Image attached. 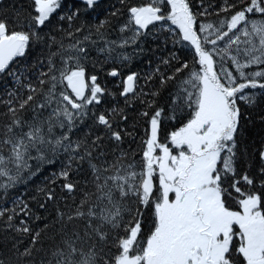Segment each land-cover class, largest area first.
<instances>
[{"label":"snow or ice","instance_id":"1","mask_svg":"<svg viewBox=\"0 0 264 264\" xmlns=\"http://www.w3.org/2000/svg\"><path fill=\"white\" fill-rule=\"evenodd\" d=\"M118 3L91 24L99 0H0V76L15 85L0 97V192L59 164L0 207V264H264V115L258 148L246 123L264 113V0ZM150 41L155 67L125 72ZM109 61L118 93L89 72ZM137 117L139 161L124 147Z\"/></svg>","mask_w":264,"mask_h":264},{"label":"trees","instance_id":"2","mask_svg":"<svg viewBox=\"0 0 264 264\" xmlns=\"http://www.w3.org/2000/svg\"><path fill=\"white\" fill-rule=\"evenodd\" d=\"M9 2H13V0H9ZM67 3L72 4L75 3L78 7H83L80 4V0H66ZM129 3L135 4V3H141L145 2V0H128ZM20 3H25V0H17V7H19ZM197 3H199V0H197ZM223 3V0H204V6L208 7L209 4L216 5L217 8ZM100 7L97 8L95 11L89 10L88 14L83 19L89 20L91 24L98 23L99 20H103L108 15V12L111 10V5H116L119 7L118 0H99ZM209 11H212L210 8ZM11 16V13L9 14ZM215 16H209L208 20L212 21L215 20ZM75 23H79V21H76ZM116 23L115 21L113 22ZM64 27H67V23H65ZM110 39H117L118 33L113 28L110 32ZM158 43V42H156ZM156 43L151 42L147 45H145L146 51L142 55H134V59L130 62L129 67L125 69V72H128L129 70H135L137 72H140L141 74L150 72L156 64V57L164 54L162 50L157 49L155 52L148 51L147 49H156ZM117 51H120L119 49ZM128 53L132 52V49L125 50ZM93 57H96L98 61L103 62L104 56L101 54H98L96 51H93L92 53ZM151 61V64L149 63ZM127 63V62H125ZM22 66V65H21ZM113 66L120 67V63L116 62L115 64L111 61L100 63L98 62L96 64L95 69H93L91 66H89V72L92 74L98 75L104 82V84L107 86V88L113 92L118 93L122 89V81L120 78H113L111 76L107 75V72L111 70ZM138 84H143V79L138 81ZM14 81L12 77L9 76H0V97H3L5 94V91L7 89L14 88ZM117 101L119 102L117 105ZM242 103V102H241ZM108 104L112 106H119L124 107L123 104V98L117 96L115 100H113L111 97L108 98ZM108 105H105L107 107ZM243 108V103H242ZM103 110L102 108L100 109ZM141 110V105L137 103L135 110L130 109L129 110V117L130 120L136 116V113ZM249 116H251V121L246 122L248 126V133L251 136L252 140L255 141L254 147L258 148L260 147V137L257 133H259V130L261 128V115H264V113L261 112L260 108H249L246 109ZM136 139L133 141L129 139L124 147L125 148H131L136 153V161L140 160V153L143 145L141 144V137L143 136V128L145 127L143 120L139 119V117L136 118ZM129 130H132L129 128ZM170 128L166 127L164 129V133L169 131ZM164 133H162V138ZM251 143V141H250ZM59 170V164L56 166H45L44 169L35 177H33L28 184H21L17 188L10 190V195L5 199L3 197L2 192H0V207H12V201L13 199L17 197H23L26 200H30V198L36 193L38 187L42 186L46 182V178L50 175L53 171ZM59 191V189H57ZM70 202V201H69ZM49 212L54 214L55 209L51 206L49 207ZM41 215H48V213L41 211ZM42 226L43 222H39ZM3 240V233L0 232V241Z\"/></svg>","mask_w":264,"mask_h":264}]
</instances>
